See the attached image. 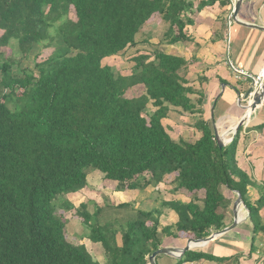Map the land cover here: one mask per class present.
<instances>
[{
    "label": "trees",
    "instance_id": "16d2710c",
    "mask_svg": "<svg viewBox=\"0 0 264 264\" xmlns=\"http://www.w3.org/2000/svg\"><path fill=\"white\" fill-rule=\"evenodd\" d=\"M216 1L220 7L231 2L0 0V46L14 40L18 55L0 52V264H148L166 237L203 239L228 226L237 192L251 224L247 256L257 251L255 238L264 234V184L239 164L243 126L220 147L201 116L193 123L199 132L193 141L173 138L164 124L171 110L201 113L191 96L198 94V104L204 96L188 77L196 58L154 48L133 54L124 74L103 63L136 46L141 29L156 17L167 24L158 44L194 43L190 27L197 13ZM221 28L227 29L225 21ZM34 47L32 66L13 72ZM47 48L48 57L37 61ZM94 172L116 183L117 191L158 190L173 175L167 182L172 193L192 197H162L149 209L130 201L75 204L71 197L89 187ZM249 187L259 191L253 201ZM165 208L177 220L162 225ZM65 212L80 218L88 239L102 245L104 262L68 240ZM242 256L189 249L177 264H239Z\"/></svg>",
    "mask_w": 264,
    "mask_h": 264
},
{
    "label": "crops",
    "instance_id": "0c3cea01",
    "mask_svg": "<svg viewBox=\"0 0 264 264\" xmlns=\"http://www.w3.org/2000/svg\"><path fill=\"white\" fill-rule=\"evenodd\" d=\"M232 7H234L232 1L224 7L219 6V1L203 7L197 13L195 24L190 27V32L194 38L193 47L187 43H177L178 46H184L183 52L178 53V55L188 60L192 57L196 58L189 69V71L195 72L192 77L193 81H189V85L194 90L201 91L204 96L201 104L197 103V93L191 96L196 107L201 108V113L189 114L196 115L197 118L201 116L209 121L214 132L217 131L219 136L227 141L226 143L232 137V131L244 113L246 112L248 115V110L242 105L241 95H246L251 90L252 81L246 77H237L226 65L224 56L228 55L227 58L236 66L254 75L264 69V30L238 24L234 21L228 27ZM238 18L245 23L264 27V0H243ZM222 21L226 22V30L221 28ZM175 45L168 46L174 47ZM184 49L193 50V52ZM165 52L173 53L171 51ZM222 80L225 81L224 84ZM262 123H264V96L262 102L254 111H251L249 119L242 125L237 152L240 166L247 172L255 166L254 174L250 173L255 176L259 175L264 167V125L262 129L256 127ZM196 132L199 135V132ZM245 155H249L247 159L251 162L245 161ZM253 179L256 180L254 176ZM257 179L259 180L260 176ZM230 195L226 194V196ZM239 219V226L237 225L234 229L207 243L200 245L192 243L194 247L191 249L209 252L217 256L243 254V252L249 251L252 238L251 225L248 221L244 222L241 218ZM230 221L233 222V211ZM189 239L186 236L180 238L166 237L163 240V246L184 248ZM180 257L170 254L158 255L156 263L177 264ZM258 258V254L253 253L250 256L240 257L238 263L257 264ZM182 264H233V262L226 260L219 263L200 259Z\"/></svg>",
    "mask_w": 264,
    "mask_h": 264
},
{
    "label": "rangeland",
    "instance_id": "374dc122",
    "mask_svg": "<svg viewBox=\"0 0 264 264\" xmlns=\"http://www.w3.org/2000/svg\"><path fill=\"white\" fill-rule=\"evenodd\" d=\"M233 20L231 21L229 25H231ZM167 24L159 23V20L155 18L151 19L148 24L144 25V27L141 29V32L138 35V41L139 43L136 46H131L129 47L124 53L116 56H112L109 58H105L103 60L104 64H108L113 67L114 70L119 71L120 73L124 74L127 73L130 67L132 66V62H130V57L133 54H136L138 51H143L145 49L150 50L154 48H161L164 51H171L175 54L183 52L184 46L183 45H175L173 46H168L164 45L163 43L158 44L159 40L162 38V34L164 30L166 29ZM227 33V32H226ZM2 34V31L0 30V35ZM229 34V32H228ZM145 36L149 37L148 42H140L139 39L145 38ZM187 45L190 47H193V44L188 42ZM188 46V47H189ZM52 48H47L44 49L42 52L39 53V56L37 58V61H41L45 58L48 57L50 54ZM185 51H190L187 49H184ZM0 52L3 53L4 57H9V56H15L18 57L17 55V44L16 41L12 40L8 46L2 47L0 46ZM37 49L34 47L32 51L29 54V57L27 59H23L21 65L19 64H13L12 70L15 73L20 74L21 70L20 67H29L32 66L33 62V56L36 54ZM191 53L193 50L190 51ZM227 52V50H226ZM228 53V52H227ZM183 54V53H182ZM224 56L225 63L226 65L229 66V60ZM232 62V61H231ZM233 63V62H232ZM234 64V63H233ZM235 65V64H234ZM236 66V65H235ZM239 67V66H237ZM240 68V67H239ZM232 71V69H231ZM233 72V71H232ZM234 73V72H233ZM195 72L190 71L188 77L190 78L189 81H193V76ZM235 74V73H234ZM224 84V82H223ZM243 101V106L247 103L246 100ZM247 105V104H246ZM153 109V107L148 104V110ZM248 110V109H246ZM197 120L196 115H192L189 113H182V112H177L176 110H171L168 114V117L164 120V124L167 128V130L170 132V135L177 139L179 137H182L186 140L193 141L197 138V132L195 130V127L193 126V123ZM230 137V136H229ZM225 141V140H224ZM227 142V141H225ZM249 155H245V161L246 162H251L249 159H247ZM258 157H263V156H258ZM246 167V166H244ZM255 167V166H254ZM254 167L249 169V173L254 174ZM248 169V168H246ZM262 172L259 175H252L254 178L257 180V182L260 184H264V167L261 169ZM260 176V179L258 180L257 178ZM173 175L167 176L163 183H161L158 186V190L153 189L152 187H147L145 190L139 191V190H122V191H117L115 190V185L116 183L112 181H107L103 180L102 177L94 172L90 173L88 175V182H89V187L81 189L78 193L73 195L71 197L72 201L75 204H78L80 201L84 200H95L96 202L102 203L105 200H110L114 203L116 202H122V201H130L132 204L136 207L140 208H145L149 209L152 206H156L159 204L160 199L163 197L164 199H181V200H189L192 196L191 194H186V193H172L171 188L172 185H169L170 180L172 179ZM167 182H169L167 184ZM249 195L250 199L253 201L259 197V191L256 187H249ZM224 193L226 194H231L228 192V189L225 187L223 188ZM236 195V194H235ZM198 196L201 197L203 196V191L198 192ZM231 196V195H230ZM237 196H235L234 200H236ZM239 218L242 219V221H247L248 220V210L245 208V206L241 203L239 205ZM163 214L160 216L161 219V224H171L173 221L176 220V213L172 210H169L165 208L163 210ZM242 212V214H241ZM261 216L264 219V209L260 211ZM64 219L66 222V232H67V238L69 241L75 243V244H84L87 249L91 252L94 258L97 260L104 262L106 260L103 252V247L100 243H95L92 242L88 239L87 234L88 231L83 227L81 224V220L78 217H74L70 212H65L64 214ZM228 220L232 218V212L228 210L227 213ZM240 224V223H239ZM239 224H237L239 226ZM161 225V226H162ZM251 225V224H250ZM255 245L257 248V251L255 252L259 256V262L257 264H263L264 262V234L259 233L257 237L255 238ZM249 248V247H248ZM243 255L246 256L248 255V250L243 252ZM228 261V260H227Z\"/></svg>",
    "mask_w": 264,
    "mask_h": 264
},
{
    "label": "water",
    "instance_id": "95a60500",
    "mask_svg": "<svg viewBox=\"0 0 264 264\" xmlns=\"http://www.w3.org/2000/svg\"><path fill=\"white\" fill-rule=\"evenodd\" d=\"M242 1L243 0H236L235 1L234 7H233L232 20L234 22L238 23V24H242V25H245V26H251V27H255V28L260 29V30H264L263 26L255 25V24H248V23H245V22L241 21L238 18V13H239V10L241 8ZM263 96H264V80L261 83V85L259 87V90L255 92L254 97H253V102H251L249 105L243 106V107H245V109H246L248 106H250L251 110L254 111L257 108V106L262 102ZM248 119H249V117L247 116V113L245 112L243 117L239 120L237 125L234 127V129L232 131V134L234 135L236 133V131L238 130V127L242 126L243 124H245V122ZM214 133H215V137H216V139L218 141V145L220 147L225 145L226 142L219 136L218 132L215 131ZM233 135H232V137L230 138L229 141H231V139L233 138ZM242 202L243 201H242L241 195H240L239 192H237V198H236V200L234 201V203L232 205L233 222L230 225L224 227L221 230L212 232L209 236H207V237H205L203 239H191L190 238L188 240L187 245L184 248H176V247H172V246H162V247L158 248L157 250H155L154 252H152V254H150V256L148 258L149 264H157L156 263V257L158 255H169L170 254V255H174L176 257H180L185 251H187V250L191 249L192 247H194L192 245V242L197 243L199 245L203 244V243H207V242L213 240L214 238H216L217 236H219L221 234H224V233L234 229L237 226V224L239 223V221H240V219H239V205Z\"/></svg>",
    "mask_w": 264,
    "mask_h": 264
},
{
    "label": "built area",
    "instance_id": "2783aa9c",
    "mask_svg": "<svg viewBox=\"0 0 264 264\" xmlns=\"http://www.w3.org/2000/svg\"><path fill=\"white\" fill-rule=\"evenodd\" d=\"M231 1L233 3V6H234L236 0H231ZM232 14H233V7H232V11L229 15V22H228L229 24L232 21ZM228 63L230 65L232 71L235 73V75L237 77H246V78L251 79V81H252L251 90L246 95H241V99L246 100L247 101L246 104L249 105L251 102H253L254 94L256 91L259 90V87L264 80V69L261 70L258 74L254 75L252 73L247 72L246 70H244L242 68L235 66L231 61H229ZM246 104L244 106H247Z\"/></svg>",
    "mask_w": 264,
    "mask_h": 264
},
{
    "label": "bare ground",
    "instance_id": "6f19581e",
    "mask_svg": "<svg viewBox=\"0 0 264 264\" xmlns=\"http://www.w3.org/2000/svg\"><path fill=\"white\" fill-rule=\"evenodd\" d=\"M246 109H248V117H250V113H251V108H250V106H248ZM241 214H242V212H241ZM193 244H195V245H198L197 243H194V242H192Z\"/></svg>",
    "mask_w": 264,
    "mask_h": 264
}]
</instances>
